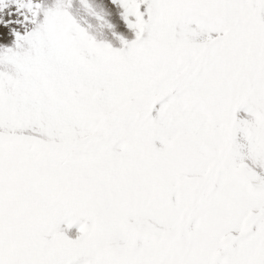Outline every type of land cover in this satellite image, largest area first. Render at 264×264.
Instances as JSON below:
<instances>
[{
    "label": "snow or ice",
    "instance_id": "6c2138e0",
    "mask_svg": "<svg viewBox=\"0 0 264 264\" xmlns=\"http://www.w3.org/2000/svg\"><path fill=\"white\" fill-rule=\"evenodd\" d=\"M76 3L0 0V264H264V0Z\"/></svg>",
    "mask_w": 264,
    "mask_h": 264
},
{
    "label": "rangeland",
    "instance_id": "374dc122",
    "mask_svg": "<svg viewBox=\"0 0 264 264\" xmlns=\"http://www.w3.org/2000/svg\"><path fill=\"white\" fill-rule=\"evenodd\" d=\"M92 4L95 7L96 11H98L102 15L108 14L107 19L110 20L112 23H118V21L111 15V9L105 3V0H92ZM76 12L81 17L82 22L89 23L93 26L94 31H97L99 33H103L106 36L111 35V33L106 28H103L101 26L100 22H98L94 17L88 15L81 8V6L79 4V0H77V3H76ZM7 15H8V13H0V17H4L6 19L9 18V17H7ZM13 18H15V17H13ZM193 27H195V25H193ZM0 31L7 32L8 30L0 28ZM213 35H215V34H213ZM205 38H206V36H200L197 38V40H198V42H200ZM2 42L7 43V44H11L12 37L10 35H8V37ZM236 115H237L238 120H244V119L251 120L252 119V117L247 113V111L244 108H241L237 112ZM241 137H242V133H238V138H241ZM157 146H159V142H158ZM59 230L62 231L65 235H67L69 238L75 239L79 235V224H76V225L69 227L68 223L65 221L59 225Z\"/></svg>",
    "mask_w": 264,
    "mask_h": 264
}]
</instances>
